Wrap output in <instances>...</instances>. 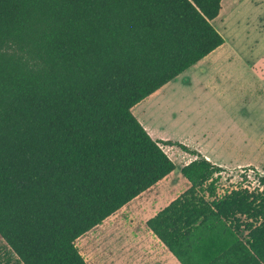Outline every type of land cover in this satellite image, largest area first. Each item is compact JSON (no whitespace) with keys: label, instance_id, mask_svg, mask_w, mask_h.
I'll list each match as a JSON object with an SVG mask.
<instances>
[{"label":"trees","instance_id":"16d2710c","mask_svg":"<svg viewBox=\"0 0 264 264\" xmlns=\"http://www.w3.org/2000/svg\"><path fill=\"white\" fill-rule=\"evenodd\" d=\"M221 2L0 0V238L19 264H86L76 240L175 170L162 146L195 159L153 235L180 264H264V175L222 187L131 112L223 45Z\"/></svg>","mask_w":264,"mask_h":264},{"label":"rangeland","instance_id":"374dc122","mask_svg":"<svg viewBox=\"0 0 264 264\" xmlns=\"http://www.w3.org/2000/svg\"><path fill=\"white\" fill-rule=\"evenodd\" d=\"M221 8L223 11L220 16L211 23L223 37L224 43L199 65L207 71L203 75L204 92L219 99L240 129L249 136L252 145L244 156V163L247 164L221 174L219 184L229 188L241 184L253 189L258 187L259 177L264 175V0H224ZM182 86L183 84L179 85ZM203 90L197 92L201 94ZM194 116L192 120H197ZM158 117L163 120L170 117V113ZM172 124H166L168 130L154 125L156 129L153 130L151 138L172 141L179 137L183 141H174L199 152L197 148L185 144L188 140L182 133H175L171 129ZM189 143L194 145L192 141ZM162 149L174 163L175 170L138 199L133 208L127 210H136L145 204L155 203L158 198L166 195H171L174 201L190 188L188 181L180 173L190 156L176 147L162 146ZM248 166H253L258 173L250 170L243 173L242 169ZM241 174H245L247 183L241 181ZM135 210L130 213L125 210L118 211L116 215L110 216L111 218L76 240V247L86 264L88 253L96 264H103L107 256L112 258L113 255L127 250L131 246L121 244L124 236L153 237L148 226L137 219ZM129 218L136 221L131 223ZM7 252V247L0 238V264H19L16 257ZM170 260L179 264L172 256Z\"/></svg>","mask_w":264,"mask_h":264},{"label":"crops","instance_id":"0c3cea01","mask_svg":"<svg viewBox=\"0 0 264 264\" xmlns=\"http://www.w3.org/2000/svg\"><path fill=\"white\" fill-rule=\"evenodd\" d=\"M205 58L150 96L141 100L131 109V112L150 136H152L153 130L156 129L154 125L162 127L163 130H168L166 124L168 122L173 123L171 129L175 133H182L185 136L186 140H188L185 141V144L197 148L200 155L212 164L221 166L227 170H234L247 164L244 163V156L249 151L252 142L245 131L243 132L240 129L238 124L224 109L219 99L217 100L212 94L204 92L203 75L207 71L199 65L203 63ZM180 84H183V86L179 87ZM198 90H203V92L199 94ZM167 112L170 113V117L163 120L158 117L161 114L163 116ZM193 116L197 117L195 118L197 120H192ZM174 140L183 141L179 137H175ZM191 141L194 145L189 143ZM189 156L186 164L195 159L194 156ZM163 180L150 189L156 187ZM188 185L190 187L189 183ZM150 189L134 198L120 210L129 211V213L135 210L127 209L133 208L138 199L150 191ZM169 197L171 195H166L165 197H161V199L158 198L155 203L145 204L137 208L135 210L137 219L142 224L147 225L146 222L148 220L154 218L158 212L169 205L172 201V197L171 199ZM144 206L147 207V211ZM116 213L111 217L116 215ZM128 221L132 223L136 219L129 218ZM130 237L124 236L121 239V244L131 247L123 250L120 254L113 255L112 258L107 256L103 264H174L170 260L171 256L177 261L156 236L144 238ZM86 255L88 258L87 264H96L95 260L90 257V253Z\"/></svg>","mask_w":264,"mask_h":264},{"label":"bare ground","instance_id":"6f19581e","mask_svg":"<svg viewBox=\"0 0 264 264\" xmlns=\"http://www.w3.org/2000/svg\"><path fill=\"white\" fill-rule=\"evenodd\" d=\"M223 1H224V0H222L221 5H223ZM222 11H223V8H221L220 13H221ZM220 13H219V16H220ZM219 16H218V17H219Z\"/></svg>","mask_w":264,"mask_h":264}]
</instances>
